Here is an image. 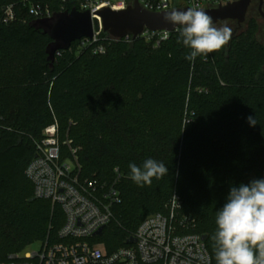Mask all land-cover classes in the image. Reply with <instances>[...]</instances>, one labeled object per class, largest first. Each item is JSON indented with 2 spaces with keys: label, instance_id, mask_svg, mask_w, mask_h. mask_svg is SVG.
I'll list each match as a JSON object with an SVG mask.
<instances>
[{
  "label": "trees",
  "instance_id": "obj_1",
  "mask_svg": "<svg viewBox=\"0 0 264 264\" xmlns=\"http://www.w3.org/2000/svg\"><path fill=\"white\" fill-rule=\"evenodd\" d=\"M24 1L0 0V261L63 223L57 204L33 198L24 174L34 140L56 121L79 179L115 181L119 202L101 236L109 251L144 218L165 213L175 193L216 264L217 211L231 187L264 179V44L254 7L221 50L195 61L185 58L180 28L156 47L137 38L102 54L76 52L73 41L50 62V38L30 25ZM12 4L16 19L5 23ZM148 158L169 172L141 187L128 165Z\"/></svg>",
  "mask_w": 264,
  "mask_h": 264
},
{
  "label": "built area",
  "instance_id": "obj_2",
  "mask_svg": "<svg viewBox=\"0 0 264 264\" xmlns=\"http://www.w3.org/2000/svg\"><path fill=\"white\" fill-rule=\"evenodd\" d=\"M234 0H25L29 15L35 19L48 18L54 12H93L103 6L112 11L138 6L150 12H161L199 5L201 9L217 8ZM3 22L16 19L14 5L3 8ZM98 28H93L91 40L82 37L76 41L75 51L88 48L92 54H102L107 44L115 41L131 42L143 39L153 47L168 39L173 31L150 30L146 27L133 37L131 33L115 37L103 30L100 15L90 13ZM58 53V52H57ZM69 143V142H68ZM35 154L28 162L24 174L33 185V198L47 199L63 212V223L50 236L42 240L38 250L15 252L0 264H211V256L201 234L188 229L194 218L181 211L179 197L173 193L165 213H154L144 218L128 236L134 242L108 250L101 240L104 228L113 218L112 208L119 202L115 181L111 184L97 178L81 181L80 165L75 149L72 158L63 156L56 121L43 129L42 137L34 140ZM74 162H73V161ZM117 171V169H115ZM102 228L101 234L96 232ZM188 230V231H187ZM127 238V239H128Z\"/></svg>",
  "mask_w": 264,
  "mask_h": 264
},
{
  "label": "clouds",
  "instance_id": "obj_3",
  "mask_svg": "<svg viewBox=\"0 0 264 264\" xmlns=\"http://www.w3.org/2000/svg\"><path fill=\"white\" fill-rule=\"evenodd\" d=\"M166 21L181 27L183 45L189 49L185 57L195 61L198 56L221 50L230 40L232 29L214 26L213 19L199 5L187 10H173ZM251 126L256 118H247ZM129 178L138 186L151 185L169 172L163 162L146 159L142 166L129 163ZM215 242L216 264H264V179L231 187L226 203L217 211Z\"/></svg>",
  "mask_w": 264,
  "mask_h": 264
},
{
  "label": "water",
  "instance_id": "obj_4",
  "mask_svg": "<svg viewBox=\"0 0 264 264\" xmlns=\"http://www.w3.org/2000/svg\"><path fill=\"white\" fill-rule=\"evenodd\" d=\"M250 3L251 0H234L230 4L228 1L227 5L220 6L219 1V7L202 10L212 17L214 24L223 20H233L240 26L245 21ZM262 4H264V0H258V11L264 18ZM187 9L188 7H183L161 12H150L140 8L137 4L134 7L128 6L127 9L120 11H112L107 6H103L96 11L89 12L88 10L77 11L73 7L69 11L54 12L48 18L35 19L30 25L50 38L45 52L47 59L52 62L56 53L68 49L73 41L82 37H88L91 40L93 28L97 29L98 23L95 19H91L90 13L100 15L103 30L109 34L122 37L131 33L132 38H134L142 32L144 27L150 30H174L179 25H173L166 21L165 16L173 10L184 11ZM101 232L102 228L96 234L99 235ZM201 238L204 240L205 236L202 235ZM134 241L133 237L126 240L127 243Z\"/></svg>",
  "mask_w": 264,
  "mask_h": 264
},
{
  "label": "rangeland",
  "instance_id": "obj_5",
  "mask_svg": "<svg viewBox=\"0 0 264 264\" xmlns=\"http://www.w3.org/2000/svg\"><path fill=\"white\" fill-rule=\"evenodd\" d=\"M257 6H258V0H254L252 7H254L255 12H256V20H257L259 32H260L259 39H260L261 43L264 44V18H262L261 15L258 14ZM244 23L245 22H243V24ZM235 24H236V22L233 20H223V21H220V22L214 24V26L222 27V26L227 25L228 27H230L232 29V35H233L235 33V31H239L240 29H242V26H243V24L241 26H237V24L236 25ZM235 26H237L238 29H235ZM59 139H60V136H59ZM64 152H65V149H64ZM64 152H63V156H64ZM64 157H66V156H64ZM41 243H42L41 240H36V241L32 242L31 244H29L25 249L29 252L38 250L41 246Z\"/></svg>",
  "mask_w": 264,
  "mask_h": 264
},
{
  "label": "flooded vegetation",
  "instance_id": "obj_6",
  "mask_svg": "<svg viewBox=\"0 0 264 264\" xmlns=\"http://www.w3.org/2000/svg\"><path fill=\"white\" fill-rule=\"evenodd\" d=\"M253 2H254V0H251V3H250V5H249V7H248V10H247V13H246V17H245V21H244V22H246V19H247V16H248L249 10L251 9ZM257 11H258V6H257ZM262 11H264V4H262ZM258 14H260L259 11H258ZM261 17H262V16H261ZM236 24H237V23H236ZM242 24H243V23H242ZM242 24H241V25H242ZM241 25H240V26H241ZM237 26H238V24H237Z\"/></svg>",
  "mask_w": 264,
  "mask_h": 264
}]
</instances>
